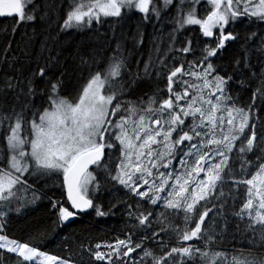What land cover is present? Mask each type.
Here are the masks:
<instances>
[{"label": "snow or ice", "instance_id": "6c2138e0", "mask_svg": "<svg viewBox=\"0 0 264 264\" xmlns=\"http://www.w3.org/2000/svg\"><path fill=\"white\" fill-rule=\"evenodd\" d=\"M0 264H264V0H0Z\"/></svg>", "mask_w": 264, "mask_h": 264}, {"label": "trees", "instance_id": "16d2710c", "mask_svg": "<svg viewBox=\"0 0 264 264\" xmlns=\"http://www.w3.org/2000/svg\"><path fill=\"white\" fill-rule=\"evenodd\" d=\"M51 251H53V252H58V251H59L58 246L53 245L52 248H51Z\"/></svg>", "mask_w": 264, "mask_h": 264}]
</instances>
